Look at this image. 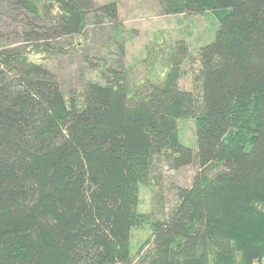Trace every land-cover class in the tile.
<instances>
[{
	"label": "trees",
	"instance_id": "obj_1",
	"mask_svg": "<svg viewBox=\"0 0 264 264\" xmlns=\"http://www.w3.org/2000/svg\"><path fill=\"white\" fill-rule=\"evenodd\" d=\"M12 1L31 16L0 43V264H264V0H158L166 14L217 15L199 95L179 85L178 40L164 77L130 86L111 66L81 98L31 53L82 32L90 13L117 22V2ZM186 116L195 149L179 137ZM158 160L198 166L167 218L139 209ZM148 223L152 246L135 253L132 231Z\"/></svg>",
	"mask_w": 264,
	"mask_h": 264
},
{
	"label": "rangeland",
	"instance_id": "obj_2",
	"mask_svg": "<svg viewBox=\"0 0 264 264\" xmlns=\"http://www.w3.org/2000/svg\"><path fill=\"white\" fill-rule=\"evenodd\" d=\"M95 1L104 3L110 0ZM115 1L118 4L117 22L90 13L82 32L58 38L40 53H31L56 73L65 96L81 98L87 81H105L104 72L109 73L111 66L124 71L130 86L140 83L147 74L154 73L162 78L167 70H163L162 64L169 59L178 40H185L189 49V55L181 63L184 72L179 85L199 95L198 50L213 39L219 26L217 15L211 10L166 14L158 0ZM40 7L45 11L49 8L47 4ZM29 16L31 13L19 8L12 0H0V31L3 33L0 43L19 39ZM19 44L24 49L34 46L27 41ZM177 125L180 139L195 149L194 117H181ZM197 171L196 163L169 168L163 160H158L149 181L140 184L139 209L150 212L152 217L167 218L177 202L176 186H189ZM151 234L150 223L135 227L131 238L133 252L136 253L142 244H145L143 250L150 249L152 243L144 242Z\"/></svg>",
	"mask_w": 264,
	"mask_h": 264
}]
</instances>
